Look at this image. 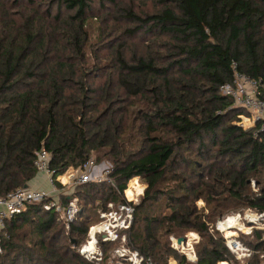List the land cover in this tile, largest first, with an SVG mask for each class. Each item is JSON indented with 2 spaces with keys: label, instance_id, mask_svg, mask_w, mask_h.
Segmentation results:
<instances>
[{
  "label": "trees",
  "instance_id": "trees-1",
  "mask_svg": "<svg viewBox=\"0 0 264 264\" xmlns=\"http://www.w3.org/2000/svg\"><path fill=\"white\" fill-rule=\"evenodd\" d=\"M25 1L0 0V198L35 178L41 149L55 179L93 159L110 165L109 184L74 188L75 248L100 221L93 204L104 212L124 203L139 178L145 188L128 248L156 264L169 255L186 264L168 237L195 232L197 264L230 259L209 225L240 209L264 212V133L258 123L241 126L245 110L220 87L244 74L264 100V0H162L167 6L152 15L120 9L108 31L93 0H55L16 25L3 10ZM60 197L62 206L72 198ZM45 203L5 222L0 264H94L75 250L58 254L65 227ZM246 240L264 251L260 233Z\"/></svg>",
  "mask_w": 264,
  "mask_h": 264
},
{
  "label": "built area",
  "instance_id": "built-area-1",
  "mask_svg": "<svg viewBox=\"0 0 264 264\" xmlns=\"http://www.w3.org/2000/svg\"><path fill=\"white\" fill-rule=\"evenodd\" d=\"M233 69L236 65L233 64ZM261 85L250 77L234 72L231 83L223 84L220 92L223 96L232 100V106L241 108L252 115L250 125L259 124L260 131L264 133V100L258 95ZM243 120L244 118L241 117ZM241 126L244 127L242 122ZM37 175L45 177L46 189L34 190L19 188L0 198V233L4 229L7 220L20 214L27 204L46 201L43 208L47 211L54 210L60 214L64 223L69 228L74 216L78 212L77 199H70L66 206L57 204L56 198L65 189L78 185L100 182L97 175H93L95 163L93 159L86 161L81 167L68 170L63 176L54 178L50 169V155L41 149L36 153L33 162ZM65 177V182L60 178ZM133 183L130 197L123 191L125 202L117 206L109 205L108 210L99 212V223L89 227L86 241L77 249L78 254L89 262L102 261V252L99 242L116 245L114 255L120 261L127 264H155L150 258L144 257L138 251L127 247L126 232L130 229L134 218V206L143 196L144 186L139 179L134 178L128 182L127 188ZM60 186V188L58 187ZM126 188V189H127ZM198 209H202V203H197ZM209 232L223 238L224 245L231 258L218 264H264V251H257L244 243V239L253 240L256 233H260V242H264V212L252 209H242L229 212L219 218L213 225H209ZM184 241L177 244V239L171 238L174 250L184 257L186 264H197L198 258L195 245L198 243V235L189 233L183 237Z\"/></svg>",
  "mask_w": 264,
  "mask_h": 264
},
{
  "label": "rangeland",
  "instance_id": "rangeland-1",
  "mask_svg": "<svg viewBox=\"0 0 264 264\" xmlns=\"http://www.w3.org/2000/svg\"><path fill=\"white\" fill-rule=\"evenodd\" d=\"M29 1H25L23 6L20 8L13 9L12 7H9V9H4L3 11H5L8 14V20L14 22L16 25H21L22 23L25 22V20L27 18L32 17L34 14L37 15L38 17L43 16L46 9H48V8L50 9L51 6L55 5V3H54L55 0H31L30 2ZM161 1L162 0H114V4H112L109 0H93L91 12L98 19L97 20L98 22L103 21L102 28L106 29L108 31V30H110V28L115 27L114 17H116L119 14L120 9L131 8L135 13H138L139 15H143V14L152 15V14L160 11L161 9H163L165 6H167L166 4H163ZM30 3H32L33 6H29ZM63 8L64 7H62V10H61L62 13H64ZM1 11L2 10H0V12ZM55 12H56V10L53 11L52 15H54ZM243 118L244 119L243 120L240 119V121L242 122L244 127H246L247 125H250L248 123L247 119L249 121H251L252 115L250 113H248L247 111H245V115L243 116ZM208 147H210V146H208ZM108 170H110L109 164H106V163L95 164V169L93 171H95V175H97L100 179V182H96V183L105 182L106 184H109ZM137 179H139V178H137ZM139 183L141 186H144V188H145L144 182L141 181L140 179H139ZM74 188L62 190L60 192V196L66 197V198L72 197V194L75 190ZM131 189L132 188L130 185L129 186V195H131V193H132ZM250 189L252 192H255L256 190H258V188H257V186L253 180H251V182H250ZM127 191H128V188H127ZM74 198L77 199L74 196L71 199H74ZM60 199H61V197L56 198V201H57V204L59 203L61 205ZM97 203L93 204L91 209L99 214L100 209H99V205ZM138 203H139V201H138ZM197 203H202L203 206H201V207H203V208L205 207L203 202L199 201ZM197 203H196V207L198 208ZM77 205H78L77 210L79 211L80 204L77 203ZM240 210H242V209H240ZM77 213H76V215H77ZM58 215H59V219L61 220V222L63 223V225L65 227V229H64L65 233L63 235V239L58 244V246L61 247V250L58 251V254L69 256L71 254V252H73L74 250L77 252L78 248H75L72 244H70L69 238L72 235L69 233V231H68L69 228L67 229V227L64 223V220L61 218L60 214H58ZM75 216H74V218H75ZM189 233L196 234L195 232H186L185 235H187ZM216 237L219 238V236H216ZM171 238H174V239H179V238L176 237L175 235H170L168 237L170 247L174 250V248L172 246ZM199 241H200V237L198 235V243H199ZM246 241H250V240H246ZM115 249H116V245H112V244H110V246L108 248L101 249L102 250L101 252L103 255L102 261L99 263H96V262H92V263H94V264H122L120 262V260L117 257H115V255H114ZM174 251L176 252V254L178 256H182L176 250H174ZM84 260H86V259H84ZM162 264H179V263H178V259H175V257L173 255H169V257L167 258L165 263H162Z\"/></svg>",
  "mask_w": 264,
  "mask_h": 264
},
{
  "label": "crops",
  "instance_id": "crops-1",
  "mask_svg": "<svg viewBox=\"0 0 264 264\" xmlns=\"http://www.w3.org/2000/svg\"><path fill=\"white\" fill-rule=\"evenodd\" d=\"M93 175H95V171H93ZM27 188L34 190H45L46 189L45 177L43 175L36 174L35 178L28 183Z\"/></svg>",
  "mask_w": 264,
  "mask_h": 264
},
{
  "label": "bare ground",
  "instance_id": "bare-ground-1",
  "mask_svg": "<svg viewBox=\"0 0 264 264\" xmlns=\"http://www.w3.org/2000/svg\"><path fill=\"white\" fill-rule=\"evenodd\" d=\"M60 180L62 181V182H65V177H62V178H60ZM133 187V183L131 184V188ZM128 189H129V187H128ZM131 191H132V189H131ZM126 195H128V191H127V189H126ZM128 197H130V195H128Z\"/></svg>",
  "mask_w": 264,
  "mask_h": 264
},
{
  "label": "water",
  "instance_id": "water-1",
  "mask_svg": "<svg viewBox=\"0 0 264 264\" xmlns=\"http://www.w3.org/2000/svg\"><path fill=\"white\" fill-rule=\"evenodd\" d=\"M24 188H27V187H24ZM183 241H184L183 238H179V239H177V244L179 245V244H181Z\"/></svg>",
  "mask_w": 264,
  "mask_h": 264
}]
</instances>
